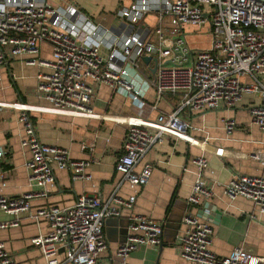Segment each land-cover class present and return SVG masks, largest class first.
Returning a JSON list of instances; mask_svg holds the SVG:
<instances>
[{"label":"built area","instance_id":"1","mask_svg":"<svg viewBox=\"0 0 264 264\" xmlns=\"http://www.w3.org/2000/svg\"><path fill=\"white\" fill-rule=\"evenodd\" d=\"M149 13L156 15L154 25L141 23ZM119 15L125 21L122 25L106 27L89 19L71 0H0V68L7 53L26 56L24 64L39 69L36 92L52 110L72 118L92 117L94 84L128 96L137 107L145 106L141 91L121 76L126 62L140 71L144 57L156 59L151 83L156 100L170 94L179 98L170 114L151 124L127 123L122 154L115 163L120 179L108 199L82 195L71 207L41 206L34 211L31 203L45 200L55 183L54 169L67 171L72 181H89L86 170L91 162L73 160L67 150L41 143L28 107L15 106L24 134L21 146L29 152L28 182L35 189L18 197L0 196V212L11 217L0 222V231L18 227L22 215L47 223L48 231L31 240L44 264H109L100 257L108 249L104 221L131 210L136 201L135 195L122 198L117 190L123 184L134 189L149 182L153 166L141 163L165 137L192 141L185 135L188 124L181 119L183 112H213L235 106L246 95L255 96L259 103L248 113L264 134V81L260 78L264 74V0H132ZM186 26H208L209 47L191 48L183 31ZM44 43L51 49L47 59L39 55ZM225 129L232 133L235 121H225ZM5 155L0 147V164ZM250 157L264 163V144ZM194 164L197 178L187 199L191 206L212 196L204 177L207 160L198 157ZM224 195L230 201L250 200L256 212L264 214V174L235 176L224 186ZM250 218L256 220V213ZM182 223L185 231L179 247L184 264H263L242 246L227 257L217 256L210 248V223L192 214H186ZM162 229L161 222L131 216L127 237L114 256L125 260L142 246L159 248ZM0 264H15L2 243Z\"/></svg>","mask_w":264,"mask_h":264},{"label":"crops","instance_id":"2","mask_svg":"<svg viewBox=\"0 0 264 264\" xmlns=\"http://www.w3.org/2000/svg\"><path fill=\"white\" fill-rule=\"evenodd\" d=\"M76 8L89 19L106 27L120 26L125 21L119 11L131 5L132 0H71ZM156 15L147 14L141 23L154 25ZM187 42L206 37L210 43L208 26L197 29L184 27ZM195 46V45H194ZM197 49V48H193ZM48 44H41L40 57L49 58ZM26 56L6 54V63L0 68V147L6 152L0 164V196L18 197L34 190L28 182L25 164L29 152L21 146L24 137L18 120L17 104H24L41 143L57 146L69 152L73 160L90 161L86 170L89 181H72L67 171L54 169L55 183L49 188L45 200L31 203V211L41 206L71 207L82 195L108 199L116 190L120 176L115 171L117 158L122 154L127 123L136 120L151 124L170 114L179 102L177 95H165L156 100L151 86L154 80L153 57L141 61L140 71L126 62L121 76L142 93L145 106L137 107L128 96L115 92L106 85L94 84L91 107L92 117L72 118L56 112L36 92L37 67L24 64ZM264 81V74L260 77ZM259 103L255 96L246 95L233 107H221L213 112L191 114L183 112L181 119L188 124L185 135L192 141L167 136L161 144L153 146L143 162L153 166L149 182L141 188H129L123 184L117 194L122 198L136 196L131 210H122L120 216L104 221L103 234L108 249L101 260L109 264H184L180 258L179 242L185 228L186 214H192L212 227L210 248L219 257H227L237 246L244 247L264 264V214H258L254 204L243 197L230 201L224 195V186L235 176H260L264 163L250 154L262 148L264 134L252 123L248 110ZM233 119L236 129L227 133L225 121ZM204 157L208 167L204 177L212 189V196L200 204L191 206L187 199L197 178L194 160ZM138 167V169L141 167ZM257 215L256 220L250 216ZM144 216L162 223L159 248L142 246L125 260L114 256L128 232L129 218ZM10 216L0 212V222ZM48 231L44 221H34L29 215L20 217L16 228L0 231V243L15 264H44L32 238ZM59 258L63 261V254ZM65 264V263H62Z\"/></svg>","mask_w":264,"mask_h":264},{"label":"rangeland","instance_id":"3","mask_svg":"<svg viewBox=\"0 0 264 264\" xmlns=\"http://www.w3.org/2000/svg\"><path fill=\"white\" fill-rule=\"evenodd\" d=\"M197 38H199V39L195 40V42L190 41L191 44L193 43L192 47L197 48V49L204 47L206 45V42L208 39L204 36L203 37L201 36V39H200V37H197Z\"/></svg>","mask_w":264,"mask_h":264},{"label":"water","instance_id":"4","mask_svg":"<svg viewBox=\"0 0 264 264\" xmlns=\"http://www.w3.org/2000/svg\"><path fill=\"white\" fill-rule=\"evenodd\" d=\"M142 60H143L145 63H147L148 60H149V58H148V57H144ZM154 62H156V59H154ZM155 71H156V67H154V69H153V72H155Z\"/></svg>","mask_w":264,"mask_h":264}]
</instances>
